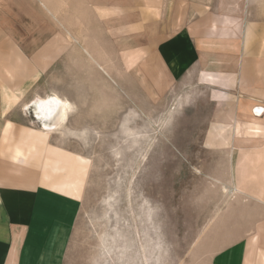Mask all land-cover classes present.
Here are the masks:
<instances>
[{"label":"rangeland","instance_id":"obj_1","mask_svg":"<svg viewBox=\"0 0 264 264\" xmlns=\"http://www.w3.org/2000/svg\"><path fill=\"white\" fill-rule=\"evenodd\" d=\"M151 1L0 0V103L17 131L52 133L63 153L52 166L81 161L80 187H66L81 201L66 264H200L197 243L223 208L207 185V106L182 108L190 90L160 92L143 65L158 29L138 32ZM134 2L136 33L123 36L129 19L111 13L125 10L108 8ZM55 98L72 103L69 118L58 122L59 101L44 122L37 109Z\"/></svg>","mask_w":264,"mask_h":264},{"label":"crops","instance_id":"obj_2","mask_svg":"<svg viewBox=\"0 0 264 264\" xmlns=\"http://www.w3.org/2000/svg\"><path fill=\"white\" fill-rule=\"evenodd\" d=\"M255 1H151L156 13L137 24L144 34L158 26L141 57L157 90L189 89L182 108L207 106V185L223 208L197 243L200 264H264V18ZM108 9L125 10L111 13L129 19L123 36L136 33L135 2ZM12 110L0 103V264H66L81 207L66 187L71 179L80 187L81 161L52 166L49 158L63 154L49 143L52 133L17 131ZM5 136L18 143L4 145Z\"/></svg>","mask_w":264,"mask_h":264},{"label":"bare ground","instance_id":"obj_3","mask_svg":"<svg viewBox=\"0 0 264 264\" xmlns=\"http://www.w3.org/2000/svg\"><path fill=\"white\" fill-rule=\"evenodd\" d=\"M61 101V107H60V113L58 117V122H63L67 119L68 113L72 109L70 104H67V102H64L63 100H60L59 98H55V101H51L48 104H44L41 106V109L38 110V116L41 118H48L49 113L55 112L57 103ZM36 113V112H35ZM37 114V113H36ZM37 116V115H36Z\"/></svg>","mask_w":264,"mask_h":264}]
</instances>
